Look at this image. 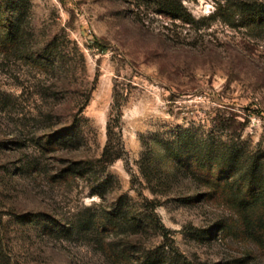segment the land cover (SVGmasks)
<instances>
[{"label": "rangeland", "instance_id": "1", "mask_svg": "<svg viewBox=\"0 0 264 264\" xmlns=\"http://www.w3.org/2000/svg\"><path fill=\"white\" fill-rule=\"evenodd\" d=\"M12 1L27 11L31 43L54 40L52 48L68 54L71 68L77 67L79 83L97 81L83 112L89 119L83 123L88 143L76 150H44L40 140L52 126L38 119L39 112L56 103L68 119L80 98L55 97L61 77L0 53L3 258L12 264H143V253L165 244L173 256L191 264H264V250L245 237L234 206L242 183H233L224 161L217 160L210 170L205 161L177 172L166 150L180 147L181 133L189 129L193 149L240 146L261 160L264 175V31L243 26L237 17L232 27L215 14L220 4L239 0H180L195 19L192 24L157 13L156 0ZM76 46L85 56V71ZM115 91L127 154L109 167L115 179L103 200L91 194L94 177L60 173L69 161L100 156ZM149 149L155 193L139 165ZM139 192L159 201L165 234L148 230L99 237L126 245L130 253L139 249L130 261L107 256L82 231L58 230L79 223L88 208L124 194L142 209Z\"/></svg>", "mask_w": 264, "mask_h": 264}, {"label": "trees", "instance_id": "2", "mask_svg": "<svg viewBox=\"0 0 264 264\" xmlns=\"http://www.w3.org/2000/svg\"><path fill=\"white\" fill-rule=\"evenodd\" d=\"M13 2L12 0H0V53L16 55L21 60L34 64L43 73H54L57 77H61L63 85L55 84L57 91L52 93L55 97L63 100L75 96L80 98L75 103L76 105L73 103L74 107L70 110L68 119L64 118V113L57 108L56 103L41 110L38 117L41 122L52 126V129L40 140V146L44 150H76L88 143L83 135V123L89 122V119L83 115V112L89 104L97 78L90 86L79 83L77 67L71 68L67 60L68 54L52 48L54 40L43 45L31 43L29 37L33 36V28L27 24V11L20 1ZM155 2L157 13L188 24L195 22L180 0H156ZM228 3L220 4L216 8L215 14L222 21L232 27L237 26L235 23L237 17L243 26H252L264 31V0H239L236 3ZM94 43L98 44L97 40ZM75 50L78 52L80 64L85 71V56L78 46ZM122 115V105L115 91L112 112L106 126L107 139L100 156L84 161H69L68 169L60 173L64 178L78 175L92 180L94 177L91 194L103 200L107 198L110 186L113 188L115 179V176L108 172L109 167L115 161L125 158L127 154L122 134ZM221 128L227 129L228 126L222 125ZM191 134L192 131L189 129L183 131L181 133L183 141L179 142L180 147L166 148L168 158L173 161L176 171H182L186 167L191 171L193 164L205 161L208 162L206 168L210 170L217 160L224 161L222 166L232 171L229 178L233 180V183H242L236 191L234 206L240 215L245 237L264 250V175L261 170V160L249 157L240 146H231L226 150L211 149L206 152L193 149V144L188 143ZM139 165L141 174L149 184V189L155 193L152 187L151 149L143 153ZM97 168H99L98 174H101L99 177H95ZM116 183L119 186L118 179ZM138 196L142 197V209L138 207L137 200L124 194L110 203L100 204L97 208H88V214L79 223L68 228L60 227L58 230L62 234L82 231L91 236L107 256L118 262L130 261V256L139 249H133L131 252L134 253H130L126 245L117 246L113 243H104L99 237L106 232L137 235L148 230L165 234L166 228L157 213L159 201L144 196L143 192H139ZM143 260V264H191L176 255L173 256L166 250L165 244L143 253ZM0 264H12L10 260L3 258L1 250Z\"/></svg>", "mask_w": 264, "mask_h": 264}]
</instances>
